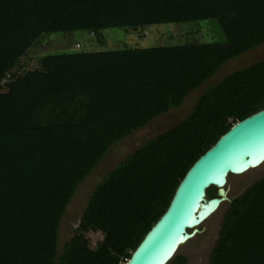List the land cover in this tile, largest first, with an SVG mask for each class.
I'll use <instances>...</instances> for the list:
<instances>
[{
    "label": "trees",
    "instance_id": "trees-1",
    "mask_svg": "<svg viewBox=\"0 0 264 264\" xmlns=\"http://www.w3.org/2000/svg\"><path fill=\"white\" fill-rule=\"evenodd\" d=\"M207 20L223 42L188 35L151 48L60 52L17 73L49 34L83 32L102 48L104 30L141 38L149 26ZM261 45L264 0H0V264H124L192 163L264 108V58L204 89L182 120L121 159L58 248L77 187L115 143L179 109L220 66ZM96 231L90 248L83 234ZM207 264H264V176L230 200Z\"/></svg>",
    "mask_w": 264,
    "mask_h": 264
},
{
    "label": "rangeland",
    "instance_id": "rangeland-1",
    "mask_svg": "<svg viewBox=\"0 0 264 264\" xmlns=\"http://www.w3.org/2000/svg\"><path fill=\"white\" fill-rule=\"evenodd\" d=\"M142 32H144V38H140L134 34L124 33L119 29L104 30L102 32V37L104 39L102 48L97 46L96 37L94 35H88L83 32L49 34L48 36L41 37L38 43L30 48L26 55L20 59V68L17 69V73L20 74L23 71L37 67V61L43 55H53L60 52L90 51L94 49L95 51L117 50L123 47L130 48L132 46L135 48H151L180 44L188 38V35L197 41L223 42L221 31L214 20L202 21L197 25L163 24L149 26L144 28ZM75 44L78 45L77 49L74 48ZM262 58H264V45L227 61L218 68L211 78L205 81L197 90L191 92L183 100L179 109L169 110L167 113L149 121L142 128L115 143L79 184L74 196L66 206L58 226V248L63 242L74 235L78 226L80 214L93 187L100 182L104 175L111 171L121 159L146 140L169 129L182 120L188 114L195 99L204 89L216 84L231 72L245 68ZM263 176L264 163L256 169L249 170L242 175L228 176L225 184L228 201L222 202L211 216L197 226V233L181 245L175 255L183 256L185 258V264H207L210 250L218 236L223 213L227 209L230 200L241 194L253 182ZM83 236L88 246L94 248L100 241L102 235L100 232L96 231L85 233Z\"/></svg>",
    "mask_w": 264,
    "mask_h": 264
},
{
    "label": "water",
    "instance_id": "water-1",
    "mask_svg": "<svg viewBox=\"0 0 264 264\" xmlns=\"http://www.w3.org/2000/svg\"><path fill=\"white\" fill-rule=\"evenodd\" d=\"M264 163V108L236 122L187 169L159 218L140 239L124 264H167L178 248L197 233L228 201V176H239ZM213 197H206L209 188Z\"/></svg>",
    "mask_w": 264,
    "mask_h": 264
},
{
    "label": "bare ground",
    "instance_id": "bare-ground-1",
    "mask_svg": "<svg viewBox=\"0 0 264 264\" xmlns=\"http://www.w3.org/2000/svg\"><path fill=\"white\" fill-rule=\"evenodd\" d=\"M262 164H263V163H262ZM255 169H256V168H255ZM216 210H217V208H216ZM216 210H215V211H216ZM215 211H214V212H215ZM214 212H213V213H214ZM213 213H212V214H213ZM212 214H210L209 216H211ZM184 243H185V242H184ZM184 243H183V244H184ZM183 244H182V245H183Z\"/></svg>",
    "mask_w": 264,
    "mask_h": 264
},
{
    "label": "crops",
    "instance_id": "crops-1",
    "mask_svg": "<svg viewBox=\"0 0 264 264\" xmlns=\"http://www.w3.org/2000/svg\"><path fill=\"white\" fill-rule=\"evenodd\" d=\"M141 38H144V32H142V36H141ZM133 47V46H132Z\"/></svg>",
    "mask_w": 264,
    "mask_h": 264
},
{
    "label": "built area",
    "instance_id": "built-area-1",
    "mask_svg": "<svg viewBox=\"0 0 264 264\" xmlns=\"http://www.w3.org/2000/svg\"><path fill=\"white\" fill-rule=\"evenodd\" d=\"M77 47V46H76Z\"/></svg>",
    "mask_w": 264,
    "mask_h": 264
}]
</instances>
